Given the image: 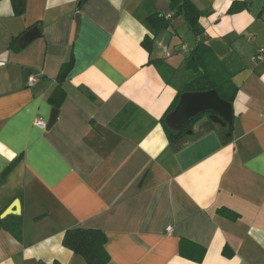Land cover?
<instances>
[{"label":"crops","instance_id":"1","mask_svg":"<svg viewBox=\"0 0 264 264\" xmlns=\"http://www.w3.org/2000/svg\"><path fill=\"white\" fill-rule=\"evenodd\" d=\"M193 2L238 93L229 142L199 123L175 150L161 120L178 90L154 60L185 82L184 58L174 66L157 51L177 38L190 51L196 38L177 17L152 52L142 45L144 18L171 15L169 0H27L23 16L0 0V217L17 205L10 215L23 220L21 239L0 230V264H86L63 245L77 228L106 234L108 264H264V0ZM235 2L244 9L230 12ZM34 27L40 35L21 48ZM71 57L66 97L43 130L34 120L49 124ZM182 239L206 249L202 262L181 255Z\"/></svg>","mask_w":264,"mask_h":264},{"label":"trees","instance_id":"2","mask_svg":"<svg viewBox=\"0 0 264 264\" xmlns=\"http://www.w3.org/2000/svg\"><path fill=\"white\" fill-rule=\"evenodd\" d=\"M26 1L27 0H11L13 10L16 16H23L26 12ZM86 0H80L83 3ZM170 3V17L154 12L148 14L144 18V23L149 29L151 36H146L143 41V47L148 51L152 52L154 40L157 35L164 29H168L171 25L172 19L177 17H184L189 28L193 32L196 42L194 47L189 51L188 56L184 57V71L188 76L185 82L177 85L176 81L172 76V72L166 66L162 65L163 59H155L154 63L159 67L162 75L172 84L177 86V96L171 106L168 108L165 116L162 118L161 123L164 127L166 135L169 139L170 145L175 149L179 150L183 145L197 137L195 131L193 136H186L183 138L185 133L189 130H193L197 123L201 124L204 131L216 130L222 137L223 142L227 143L230 138L225 137L231 132L232 126L226 128L215 124L210 119V113L199 116L195 119L189 127L182 131L171 130L165 121L166 116L172 112L180 101L181 94L185 92H204L209 90H216L219 96L225 101L233 104L238 89L232 81V74L227 70L223 62L217 57L214 50L207 42L204 37L202 28L199 24V19L204 14L193 0H169ZM245 2H235L230 9V12H236L244 9ZM172 56V54H171ZM73 66V59L64 63L58 76V86L53 92L50 102L58 111L61 103L66 97V92L63 88V83L67 78L70 70ZM191 73V74H189ZM129 108L123 111V114L128 110L133 109V105H129ZM16 162H13L8 168L4 170L3 175L6 174ZM218 213L226 218L235 220L238 216L231 209L220 208ZM8 230L15 238L21 239L23 230L22 217L9 215L5 218L0 217V230ZM107 236L99 229H88V228H77L68 230L64 236L63 245L72 250L77 255H80L85 260L86 264H108L110 261V255L106 250ZM180 253L184 258L193 260L195 262H202L206 249L199 245L182 239L180 243ZM225 256H231L228 250L224 251Z\"/></svg>","mask_w":264,"mask_h":264},{"label":"water","instance_id":"3","mask_svg":"<svg viewBox=\"0 0 264 264\" xmlns=\"http://www.w3.org/2000/svg\"><path fill=\"white\" fill-rule=\"evenodd\" d=\"M80 20V14H77L76 21L78 27L80 25ZM39 35L38 28H32L19 39V46L24 48ZM82 90L84 91V89ZM206 113H210V119L223 128L233 125V104L222 99L216 90L185 92L181 94L178 105L166 116L165 121L171 130L182 131L189 127L195 119ZM57 117L58 111L53 110L48 129L55 124ZM197 124L194 126L193 130L187 131L183 138L186 136H193V131L197 129ZM227 136H231V134L228 133ZM10 214H18L17 205H15L12 210L3 213L1 217L4 218Z\"/></svg>","mask_w":264,"mask_h":264},{"label":"rangeland","instance_id":"4","mask_svg":"<svg viewBox=\"0 0 264 264\" xmlns=\"http://www.w3.org/2000/svg\"><path fill=\"white\" fill-rule=\"evenodd\" d=\"M177 42V44H179V48H180V51L179 52H177L176 53V51H177V48H176V50L174 51V44ZM182 43V44H181ZM183 43H184V45H188V42H187V39H184V42H182L180 39H176L175 40V42H174V44H172V46H167V45H165V46H162L160 49H158V51H157V56H158V54H160L161 52H163V53H165L166 54V52L167 51H170L171 52V54H172V56H170V57H172V58H170V57H167L166 58V60L168 61H170L169 63H171L172 65H174V66H178L180 63H181V61L183 60V58L185 57V56H188V54H189V49L187 50V51H181V47H182V45H183ZM191 45V44H190ZM183 74V73H182ZM189 74H191V73H189ZM183 77H186V76H183ZM188 77V76H187ZM199 127V123L197 124V128Z\"/></svg>","mask_w":264,"mask_h":264},{"label":"built area","instance_id":"5","mask_svg":"<svg viewBox=\"0 0 264 264\" xmlns=\"http://www.w3.org/2000/svg\"><path fill=\"white\" fill-rule=\"evenodd\" d=\"M170 17V15L168 16ZM188 50V47L187 46H182L181 47V51H187ZM166 56L167 57H170L171 56V52H166ZM264 58V52L263 50H261L260 54L257 56V59L260 60V59H263ZM39 80V76L36 75V74H32L29 76L28 78V85L29 86H33L35 83H37ZM34 125L43 129V130H46L48 128V124L46 121L42 120L41 118H36L34 120ZM167 232H171V227H168L167 228Z\"/></svg>","mask_w":264,"mask_h":264}]
</instances>
